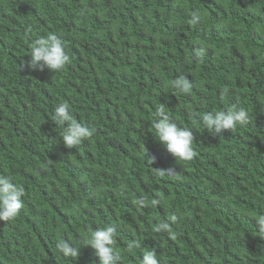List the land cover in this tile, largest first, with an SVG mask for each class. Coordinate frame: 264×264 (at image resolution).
<instances>
[{"label": "trees", "instance_id": "1", "mask_svg": "<svg viewBox=\"0 0 264 264\" xmlns=\"http://www.w3.org/2000/svg\"><path fill=\"white\" fill-rule=\"evenodd\" d=\"M48 34L70 57L60 71L31 66ZM61 103L93 132L72 148ZM162 106L191 129V160L156 142ZM233 108L248 123L203 127ZM0 176L25 189L0 220V264H99L87 241L108 226L116 264L146 251L159 264H264V0H0Z\"/></svg>", "mask_w": 264, "mask_h": 264}, {"label": "clouds", "instance_id": "2", "mask_svg": "<svg viewBox=\"0 0 264 264\" xmlns=\"http://www.w3.org/2000/svg\"><path fill=\"white\" fill-rule=\"evenodd\" d=\"M30 47L31 66L33 68L39 66V62L43 61L44 65L49 69L60 71L66 64L71 62L63 43L55 34L39 37ZM174 85L179 87L182 92H189L192 87L188 80L183 77L177 79ZM56 117L61 124L65 121L68 122V127L61 134L66 147L72 148L82 140L92 137V130L74 119L67 103H61L57 106ZM157 117L158 119L154 124L157 133L156 142L159 139L167 151L175 156L176 159L191 160L195 155L192 147L194 138L191 129L173 123L171 118L165 113L163 106L158 109ZM202 121L203 127L210 132L221 129L234 130L238 124L244 125L248 123L249 114L244 109L236 110L233 108L228 111H216L214 115L203 114ZM168 171H174V169ZM10 181H12V178L0 176V220L2 221L13 220L24 206L22 200L25 193L24 187L17 183L13 184ZM140 202L144 203V201ZM152 203L155 204L156 201H152ZM170 219L176 221L177 216L172 215ZM257 226L261 236H264V214L259 216ZM161 227L169 230L170 225L166 222H161L155 226L154 231L158 232ZM114 236L115 228L108 226L94 231L90 239H88L87 244L95 250V255L99 258V264H116L115 257L117 254L113 249L115 244ZM56 247L64 257L76 259L80 254L79 248L63 239L57 242ZM141 264H159L156 252L146 251Z\"/></svg>", "mask_w": 264, "mask_h": 264}, {"label": "bare ground", "instance_id": "3", "mask_svg": "<svg viewBox=\"0 0 264 264\" xmlns=\"http://www.w3.org/2000/svg\"><path fill=\"white\" fill-rule=\"evenodd\" d=\"M156 244V243H155ZM10 245V244H9Z\"/></svg>", "mask_w": 264, "mask_h": 264}]
</instances>
